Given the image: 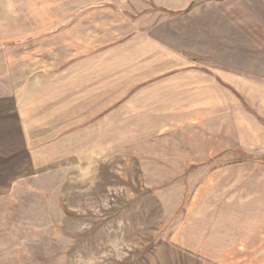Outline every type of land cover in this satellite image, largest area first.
<instances>
[{
    "label": "rangeland",
    "instance_id": "rangeland-1",
    "mask_svg": "<svg viewBox=\"0 0 264 264\" xmlns=\"http://www.w3.org/2000/svg\"><path fill=\"white\" fill-rule=\"evenodd\" d=\"M175 1L102 0L118 21L85 25L82 53L100 87L64 88L44 36L77 24L38 31L18 20L30 0H0V264H264V0L153 6ZM159 35L201 51L181 60L202 78L158 71ZM33 51L55 64L15 73Z\"/></svg>",
    "mask_w": 264,
    "mask_h": 264
},
{
    "label": "crops",
    "instance_id": "crops-1",
    "mask_svg": "<svg viewBox=\"0 0 264 264\" xmlns=\"http://www.w3.org/2000/svg\"><path fill=\"white\" fill-rule=\"evenodd\" d=\"M205 1L208 0H184L183 3L175 1L174 3H171L169 5L166 3H158V5H153V6H156L157 9H160L162 12L168 13L172 16H180L186 14L189 18H191L192 13L194 12L193 6L196 5L197 3H202ZM101 2L102 0H30L29 2L30 14L28 15L24 14L23 16H20V19L17 18L23 23L46 25V27H41L38 31H42L44 29L48 31L50 28H54V26L57 24H62V25H66L69 23L77 24V26L73 30L72 28H70V26H65V27L63 26L61 30L56 31L53 29L51 32H48L46 36H44L45 38H47L55 34L54 35L55 37L61 36V40L63 41L61 43L62 53L60 55L62 56L61 65L63 66L66 65L65 68L62 67L61 69L62 73L63 72L65 73L62 79L63 81L62 84L64 88L70 86L71 79L72 81H74L76 78L78 80V86H81L82 85L81 79L84 78V75L82 73L88 74V77L90 78L91 72H93L94 75L98 74L97 87H100L99 74L102 69L100 57H97L94 54L93 56L92 54L89 55V53L82 55V53L90 52L89 50L91 49L90 47H87V44L89 45L87 41L95 40L96 38L95 32L92 33V31H90L91 27L88 26L85 27V25L96 24L97 21L94 18L98 16L101 17V22H104L102 21L104 20L103 16L105 17L109 16L111 19H114L115 21L117 20L116 13H114L110 7L103 6ZM111 13L113 15H110ZM124 22L125 20L122 21L121 23ZM164 24L165 22L162 21L161 25H163V28H164ZM141 35L146 36V34L144 33ZM160 37L158 38L159 42L157 43V46L151 47L152 48L151 50H158L157 54H153V53L149 54L150 56H158V71L162 70L163 72L164 71L168 72L171 69H174L176 72V71H180L181 68L184 66V71L176 74L175 77H182L183 79V77H185L188 74V71H190L189 73L195 74L194 75L195 78L196 76L202 78L200 73L192 72L194 71L193 65L190 64L183 65L181 60L186 55H191V54L197 55L199 53L202 54L201 51L195 53L194 51H192L190 47L180 50L177 49L174 51L168 50L166 47L165 39L163 37L161 38ZM21 38L23 37H20V39ZM71 39L76 40L78 43V46L76 47L77 49H75L77 51V54L75 53L71 54L70 52L69 41ZM173 41L175 45H178L177 39H173ZM28 54L30 56V59L28 58L26 60L21 58L20 61H16L17 65H15L14 68L15 73L21 72L22 70L29 72H39L44 69H50L51 66L55 64L54 59L51 58L52 56L49 53L47 54L44 53L43 51H37V52L33 51ZM45 55L48 56L49 59L44 58ZM85 56L86 57L89 56V57L86 58ZM82 57H85L86 59ZM150 65L153 67V63H150ZM153 68L154 70L156 69L155 67ZM188 68L190 70H187ZM147 71H153V70L147 68ZM222 76L224 77L223 74ZM43 78H45V81L48 83L49 77L44 76ZM43 78L42 75H38L36 73L33 77H31V85H34L36 81H41V79ZM203 80L204 77L200 81L194 83H182L179 85V87L183 89L208 87L207 82ZM95 83L96 82L93 81L91 85H96ZM22 87H23L22 85H18V87H16L17 89H15V92L18 91L22 92ZM21 100L22 98L19 97V102H21ZM88 101L89 99L85 100V102ZM223 151L230 152V150H223Z\"/></svg>",
    "mask_w": 264,
    "mask_h": 264
}]
</instances>
